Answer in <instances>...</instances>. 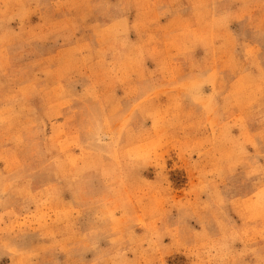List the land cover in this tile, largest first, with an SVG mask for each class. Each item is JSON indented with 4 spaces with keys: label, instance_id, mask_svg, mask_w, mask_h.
Listing matches in <instances>:
<instances>
[{
    "label": "rangeland",
    "instance_id": "obj_1",
    "mask_svg": "<svg viewBox=\"0 0 264 264\" xmlns=\"http://www.w3.org/2000/svg\"><path fill=\"white\" fill-rule=\"evenodd\" d=\"M0 264H264V0H0Z\"/></svg>",
    "mask_w": 264,
    "mask_h": 264
}]
</instances>
